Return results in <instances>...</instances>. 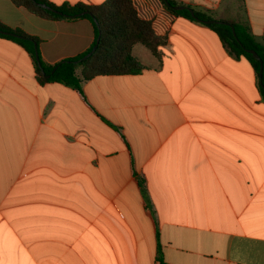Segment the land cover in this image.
Segmentation results:
<instances>
[{"label":"crops","instance_id":"crops-1","mask_svg":"<svg viewBox=\"0 0 264 264\" xmlns=\"http://www.w3.org/2000/svg\"><path fill=\"white\" fill-rule=\"evenodd\" d=\"M60 6L105 0H47ZM165 38L137 75L37 81L0 37V264H264V103L250 64L160 0H131ZM264 37V0H174ZM0 23L54 65L88 50L87 19L0 0Z\"/></svg>","mask_w":264,"mask_h":264},{"label":"trees","instance_id":"trees-1","mask_svg":"<svg viewBox=\"0 0 264 264\" xmlns=\"http://www.w3.org/2000/svg\"><path fill=\"white\" fill-rule=\"evenodd\" d=\"M11 1L43 19L73 21L84 18L93 25L95 40L88 50L76 57L49 65L44 63L39 56L38 38L29 36L20 30H13L0 23V30L5 32L0 33V37L15 41L27 52L34 62L37 81L40 84L55 82L79 90L83 82L96 76L137 75L147 70V67L133 57V46L140 44L159 59V48L165 44V38L156 35L151 21L139 16L131 0H105L98 5L64 3L60 6H56L47 0H34L38 4H46L59 13L42 9L31 0ZM160 1L171 14L209 28L217 36L223 49L231 58L246 60L254 71L258 81L260 100L264 103V37L262 41L256 39L247 24L216 19L207 11L187 6L193 10L194 17H192L187 9L178 11L172 9V6H182V4L174 0ZM83 11H88L89 14L77 16ZM203 21L213 22L204 23ZM97 38H99V42L94 53L87 59L79 61L90 52ZM248 50L255 51L262 63L260 78V64L247 52ZM35 51L38 54L40 66L36 61ZM46 76L49 77L46 78Z\"/></svg>","mask_w":264,"mask_h":264},{"label":"water","instance_id":"water-1","mask_svg":"<svg viewBox=\"0 0 264 264\" xmlns=\"http://www.w3.org/2000/svg\"><path fill=\"white\" fill-rule=\"evenodd\" d=\"M36 6H38V7H40V8H42V9H45V10H48V11H50V12H54V13H59V12H57L56 10H54V9H52V8H50L49 6H47L46 4H38V3H36L34 0H31ZM165 1V0H164ZM166 4H168L167 2H166ZM172 9L173 10H175V11H178V10H183V9H187L188 11H189V13H190V15L192 16V17H194V13H193V10L192 9H190V8H187V7H185V6H172ZM86 14H89V12L88 11H83V12H80L77 16H83V15H86ZM204 23H208V22H213V21H203ZM232 32H233V34H234V29L232 28ZM0 33H5V32H3V31H1L0 30ZM16 37H20V36H18V35H15ZM98 42H99V38H97L96 39V43H95V45L93 46V48L90 50V52H88L81 60H79V61H82V60H85V59H87L88 57H90L93 53H94V51L96 50V48H97V45H98ZM248 53H250L252 56H253V58H255L256 60H258V62H259V64H260V71H259V78L261 77V74H262V63H261V61H260V59H259V57H258V55L256 54V52L255 51H253V50H248L247 51ZM35 57H36V61H37V63H38V66H40V64H39V62H38V54H37V52L35 51ZM49 76H46V78H48Z\"/></svg>","mask_w":264,"mask_h":264}]
</instances>
